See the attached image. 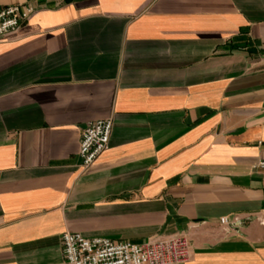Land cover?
Wrapping results in <instances>:
<instances>
[{
    "label": "crops",
    "instance_id": "obj_1",
    "mask_svg": "<svg viewBox=\"0 0 264 264\" xmlns=\"http://www.w3.org/2000/svg\"><path fill=\"white\" fill-rule=\"evenodd\" d=\"M10 3L33 11L0 37V264H67L65 229L264 264V0Z\"/></svg>",
    "mask_w": 264,
    "mask_h": 264
},
{
    "label": "built area",
    "instance_id": "obj_2",
    "mask_svg": "<svg viewBox=\"0 0 264 264\" xmlns=\"http://www.w3.org/2000/svg\"><path fill=\"white\" fill-rule=\"evenodd\" d=\"M33 11L30 4L0 5V37L16 28ZM109 117L87 120L81 128L77 165L87 168L108 146ZM255 166L264 170V156ZM61 253L67 264H174L190 256L188 238L181 233L153 234L141 242L85 237L78 231L60 233Z\"/></svg>",
    "mask_w": 264,
    "mask_h": 264
}]
</instances>
